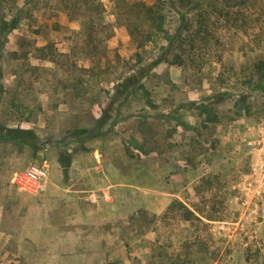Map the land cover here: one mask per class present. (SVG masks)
Here are the masks:
<instances>
[{
  "label": "rangeland",
  "instance_id": "rangeland-1",
  "mask_svg": "<svg viewBox=\"0 0 264 264\" xmlns=\"http://www.w3.org/2000/svg\"><path fill=\"white\" fill-rule=\"evenodd\" d=\"M198 3L0 0V264H264V0Z\"/></svg>",
  "mask_w": 264,
  "mask_h": 264
},
{
  "label": "trees",
  "instance_id": "trees-1",
  "mask_svg": "<svg viewBox=\"0 0 264 264\" xmlns=\"http://www.w3.org/2000/svg\"><path fill=\"white\" fill-rule=\"evenodd\" d=\"M179 4L185 7H191V8H197L198 6V0H178ZM147 13L149 15V22H150V32L154 31L155 34L158 32H167L164 30V19L163 16H161L159 13H156L152 7H149L147 9ZM6 25V24H5ZM16 26V20L12 22L11 28H14ZM5 28V27H3ZM150 35L147 36V39L150 40ZM253 71L258 75V78L261 80V82L264 81V58L259 59L253 64ZM262 90H264V86L261 87ZM209 109V107L204 106L203 110Z\"/></svg>",
  "mask_w": 264,
  "mask_h": 264
},
{
  "label": "built area",
  "instance_id": "built-area-1",
  "mask_svg": "<svg viewBox=\"0 0 264 264\" xmlns=\"http://www.w3.org/2000/svg\"><path fill=\"white\" fill-rule=\"evenodd\" d=\"M47 171L40 166H32L16 174V185L26 192L36 194L44 189Z\"/></svg>",
  "mask_w": 264,
  "mask_h": 264
},
{
  "label": "bare ground",
  "instance_id": "bare-ground-1",
  "mask_svg": "<svg viewBox=\"0 0 264 264\" xmlns=\"http://www.w3.org/2000/svg\"><path fill=\"white\" fill-rule=\"evenodd\" d=\"M46 168V167H45Z\"/></svg>",
  "mask_w": 264,
  "mask_h": 264
}]
</instances>
